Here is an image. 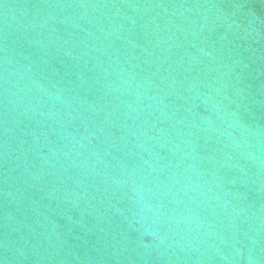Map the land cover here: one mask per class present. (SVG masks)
<instances>
[{"label": "water", "instance_id": "obj_1", "mask_svg": "<svg viewBox=\"0 0 264 264\" xmlns=\"http://www.w3.org/2000/svg\"><path fill=\"white\" fill-rule=\"evenodd\" d=\"M0 264H264V0H0Z\"/></svg>", "mask_w": 264, "mask_h": 264}]
</instances>
